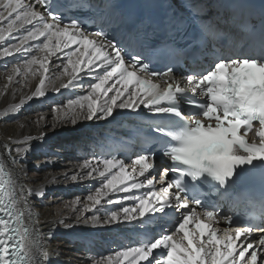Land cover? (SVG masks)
Returning <instances> with one entry per match:
<instances>
[{
  "label": "snow or ice",
  "instance_id": "6c2138e0",
  "mask_svg": "<svg viewBox=\"0 0 264 264\" xmlns=\"http://www.w3.org/2000/svg\"><path fill=\"white\" fill-rule=\"evenodd\" d=\"M103 8L116 10L113 3ZM74 10L91 16H69ZM96 10L87 0H0V95L20 97L0 119L49 91L79 87L83 93L50 115L38 111L36 136H9L0 146V264H50L61 254L50 248L58 226L134 222L144 229L136 241L89 264H264V194L239 191L245 179L264 183V0H168L164 18L137 25L160 34L169 53L163 71L150 69L104 26L88 31L84 25ZM82 73L93 81L86 89ZM117 109L141 117L140 151L130 163L93 156L63 173L65 183L96 184L85 197L61 202L51 228L42 231L31 197L44 199L46 187L21 182L32 142L114 118ZM158 152L171 162L159 171ZM45 179L61 182L55 175Z\"/></svg>",
  "mask_w": 264,
  "mask_h": 264
},
{
  "label": "bare ground",
  "instance_id": "6f19581e",
  "mask_svg": "<svg viewBox=\"0 0 264 264\" xmlns=\"http://www.w3.org/2000/svg\"><path fill=\"white\" fill-rule=\"evenodd\" d=\"M58 55L62 56L63 54L58 53ZM53 60L59 63V60H56L55 57H53ZM4 63L5 60L0 59V88L5 83ZM81 75L83 77L82 84L91 80L85 74ZM87 85H84L85 89ZM77 94H83L79 87L76 89H61L59 93L49 91L45 98L26 103L19 113L0 119V146L7 142L9 136L22 137L25 134L36 136L38 129L33 123L36 119V113L42 111L50 115L52 107L66 103L69 98H74ZM19 98V94H17L13 99L11 92L0 95V117H3L2 110L11 103H18ZM123 112L124 110L117 109L114 118ZM114 118L105 121H85L77 125L76 130L71 128L58 129V134L55 136L49 133V138L44 143L38 140L32 142V151L23 161L26 165V175H21V182L34 188L46 187L47 194L44 199L31 197L40 219L45 222L41 226L42 231L47 232L51 228L52 213L57 206L61 205V202H69L77 196L85 197L89 190L93 188V185L96 184V181L79 183L69 181L65 183L62 174L70 169H75L77 164L80 163L76 161L72 153L75 145L81 143L83 137L91 135L92 129H97L99 125ZM20 123H23L25 127L19 128ZM0 152H2V148H0ZM16 171L19 172L20 169L17 167ZM52 175H55L61 182L57 184L48 183L45 178ZM107 207L114 206L108 205ZM88 215H91V213H88ZM128 226L127 223L96 228L80 225L67 230L58 226L50 241V248L60 250L61 254L59 256L53 254L50 257V264H68L69 257H71L72 264H89L91 257L99 256V251H103L104 244L109 245L110 251L117 249L112 240V233L128 228ZM86 249L88 253L85 252ZM93 252H96V254L94 255Z\"/></svg>",
  "mask_w": 264,
  "mask_h": 264
}]
</instances>
